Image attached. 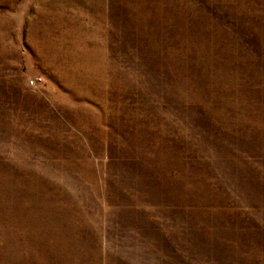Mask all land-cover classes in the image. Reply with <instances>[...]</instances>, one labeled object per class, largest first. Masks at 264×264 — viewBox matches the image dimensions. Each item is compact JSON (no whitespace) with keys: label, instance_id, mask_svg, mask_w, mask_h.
Here are the masks:
<instances>
[{"label":"rangeland","instance_id":"rangeland-1","mask_svg":"<svg viewBox=\"0 0 264 264\" xmlns=\"http://www.w3.org/2000/svg\"><path fill=\"white\" fill-rule=\"evenodd\" d=\"M50 1L0 0V264H264V0H70L42 45Z\"/></svg>","mask_w":264,"mask_h":264},{"label":"bare ground","instance_id":"bare-ground-1","mask_svg":"<svg viewBox=\"0 0 264 264\" xmlns=\"http://www.w3.org/2000/svg\"><path fill=\"white\" fill-rule=\"evenodd\" d=\"M69 1L70 0H51L40 9L41 12L38 18L36 30L34 31L38 36L37 38L40 39L42 45L51 44L50 42L55 34V30L59 24L65 20V13L68 8L67 5L70 3ZM55 36L57 37V35Z\"/></svg>","mask_w":264,"mask_h":264},{"label":"built area","instance_id":"built-area-1","mask_svg":"<svg viewBox=\"0 0 264 264\" xmlns=\"http://www.w3.org/2000/svg\"><path fill=\"white\" fill-rule=\"evenodd\" d=\"M41 81H42L41 78H35V79L30 80L29 84L31 86H35V85L39 84Z\"/></svg>","mask_w":264,"mask_h":264}]
</instances>
